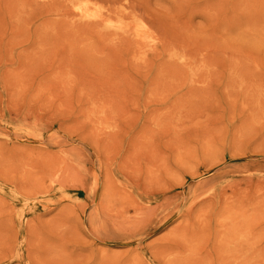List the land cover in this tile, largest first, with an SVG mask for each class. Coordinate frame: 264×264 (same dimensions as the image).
I'll list each match as a JSON object with an SVG mask.
<instances>
[{
  "label": "rangeland",
  "instance_id": "374dc122",
  "mask_svg": "<svg viewBox=\"0 0 264 264\" xmlns=\"http://www.w3.org/2000/svg\"><path fill=\"white\" fill-rule=\"evenodd\" d=\"M0 264H264V0H0Z\"/></svg>",
  "mask_w": 264,
  "mask_h": 264
}]
</instances>
